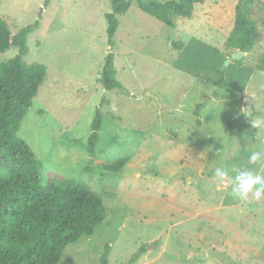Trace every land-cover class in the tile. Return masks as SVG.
Instances as JSON below:
<instances>
[{
  "label": "rangeland",
  "instance_id": "obj_1",
  "mask_svg": "<svg viewBox=\"0 0 264 264\" xmlns=\"http://www.w3.org/2000/svg\"><path fill=\"white\" fill-rule=\"evenodd\" d=\"M236 2L196 3L192 16L175 17L171 28L131 0L109 44V0H0L12 33L39 21L24 59L47 69L17 136L43 163L42 182L80 178L105 206L101 224L68 244L58 264H101L106 245L107 264H130L141 244L146 251L131 264H264V198L244 203L214 175L216 167L264 174V159L247 161L251 151L264 157V139L256 138L264 132L243 112L251 95V118H264V71L257 68L264 25L251 51L227 47ZM259 13L264 17V7ZM16 52L0 53V62ZM108 52L121 89L99 82ZM219 70L231 88H218ZM118 157L128 159L122 173L95 165Z\"/></svg>",
  "mask_w": 264,
  "mask_h": 264
},
{
  "label": "trees",
  "instance_id": "obj_2",
  "mask_svg": "<svg viewBox=\"0 0 264 264\" xmlns=\"http://www.w3.org/2000/svg\"><path fill=\"white\" fill-rule=\"evenodd\" d=\"M204 1L137 0L142 12L171 28L175 26V17H191L195 4ZM109 3L110 11L105 14L106 34L108 43L112 44L118 16L127 12L131 0H109ZM262 7L264 0H237L233 27L225 40L227 47L244 53L263 40L260 25H264V17L259 13ZM38 25L36 20L12 33L7 22L0 18V53L12 46L17 48L14 56L0 62V264H58L68 244L83 235H91L106 217L101 196L84 180L56 176L42 182L43 163L17 136L47 73L44 64L24 59L26 38ZM114 58V53L108 52L101 68L99 82L105 90L122 87L116 78ZM257 68L264 71V54ZM216 84L218 88L232 87L224 81L223 70H219ZM201 105L196 109L200 110ZM100 122L97 110L87 143L91 157L98 142ZM127 161L118 157L110 163L99 161L95 165L105 172L122 173ZM146 248V244H141L128 263L135 262ZM108 249L106 245L101 264L108 263Z\"/></svg>",
  "mask_w": 264,
  "mask_h": 264
},
{
  "label": "clouds",
  "instance_id": "obj_3",
  "mask_svg": "<svg viewBox=\"0 0 264 264\" xmlns=\"http://www.w3.org/2000/svg\"><path fill=\"white\" fill-rule=\"evenodd\" d=\"M243 112L250 121L251 128L264 132V118H251V113L248 112L247 108L243 109ZM256 138L264 139L259 133ZM262 159H264V157H262L260 151H251L247 154L249 165H256ZM214 175L220 182L221 188L226 183L230 184V194L244 203L250 202V196L256 201H260L264 198V174H258L252 168L216 167L214 169Z\"/></svg>",
  "mask_w": 264,
  "mask_h": 264
},
{
  "label": "water",
  "instance_id": "obj_4",
  "mask_svg": "<svg viewBox=\"0 0 264 264\" xmlns=\"http://www.w3.org/2000/svg\"><path fill=\"white\" fill-rule=\"evenodd\" d=\"M245 98H246V107L249 110H252L253 109V97L251 95H246Z\"/></svg>",
  "mask_w": 264,
  "mask_h": 264
},
{
  "label": "crops",
  "instance_id": "obj_5",
  "mask_svg": "<svg viewBox=\"0 0 264 264\" xmlns=\"http://www.w3.org/2000/svg\"><path fill=\"white\" fill-rule=\"evenodd\" d=\"M198 120H199V125L201 126L202 124H201V122L203 121V119H201V118H198ZM199 136V135H198Z\"/></svg>",
  "mask_w": 264,
  "mask_h": 264
}]
</instances>
